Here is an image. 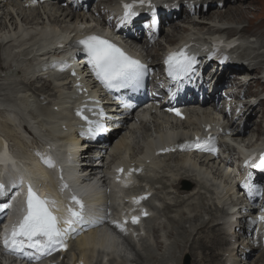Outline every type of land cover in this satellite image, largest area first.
<instances>
[{"label":"bare ground","instance_id":"bare-ground-1","mask_svg":"<svg viewBox=\"0 0 264 264\" xmlns=\"http://www.w3.org/2000/svg\"><path fill=\"white\" fill-rule=\"evenodd\" d=\"M27 1L28 0H22V3L24 4ZM103 1L104 0H97L95 2V6L93 7L92 11L90 12V10H89V12H88V13H90L91 16L94 17V19L92 18L94 21L96 19H98V15H101L105 12L104 7L101 6V4H103ZM31 2H32V0H31ZM215 2H216V0H215ZM14 3H15V0H13V3H12L13 7L12 8H10V6L8 4L4 8L7 12L11 11L13 13L14 18L18 22L19 28L20 27L22 28L20 31V38L18 40L14 39V37L16 35L14 30L13 31L11 29L5 30V31L0 30V41H1L0 42V52H2V53L3 52L13 53V52H17V51L21 52L25 46L30 47V44L26 41V38L29 36L28 31L23 30V25H21V19L27 25H34V24H38L39 20L41 21V20H43L44 17H47L50 19L51 23L62 25L65 33L70 32L72 27H75V25L72 26L69 24L72 22V20L75 19L74 17L71 16L70 13H68V14L64 13L60 19H57L58 14L64 12V10L60 7H56V9L51 11L45 5H43L39 10L36 9V10L31 11L30 13L26 14V13H24V11H20L17 8L20 4L16 5ZM223 5L225 8L224 12L226 13V10L229 7L226 6L227 4H223ZM233 8H237V6H233ZM77 9H79V7H77ZM53 11H54V13H53ZM93 13H95V14H93ZM85 14L86 13L83 14V17H85ZM5 19H7V16L4 17V20ZM10 20L12 21L13 18L11 17ZM175 27L176 26H173L171 29L174 30ZM177 30L182 31V27L178 26ZM210 31H212L211 27L205 30V32H209L208 34L200 35L199 37L205 38V36L210 35ZM185 33L186 32L183 31V34L179 39H181L183 37V35H185ZM192 34H194V33H192ZM176 35H179V33H177ZM4 40H9V43L4 45ZM247 43L248 44L246 45L245 52L247 51V49H250L253 51L252 52L253 56L251 58H250L249 54H245L247 61L248 62H257L260 65H264V44H263V42L262 41H256L253 43H249V42H247ZM154 44H155V46L159 45V43L157 41H154ZM167 45H168V43H167ZM148 56L149 55H147V57ZM18 57L19 56H17L16 58H18ZM16 58L14 59V62L8 64L5 60L3 62V59L0 55V72L7 71L8 75H6V77L10 78V79L7 80L6 86L12 88L13 91H15V90L20 91V93L17 95L16 99L20 100L19 102L25 106V110L23 111L22 114L15 117L14 114L8 113L7 110H2L3 105L6 104L7 100L4 99L0 102V122L4 123V124L0 125V132H2V131L7 132V134L11 135L12 139H13V146H12V148H10V147H7L5 145L6 142L8 143L7 135L1 136V139H0V162L2 161L3 164H5L8 167L9 171L13 175L20 174L24 178H26L30 181H33L34 179L38 178L37 179L38 182H41V178L44 176L46 170L48 169V171L51 172L50 165L45 164V162H44V158H46V156H49L48 151H46L44 148H42V146H40V144L38 142H36L34 144H29L30 139L28 138V134L23 135V137H20L19 134H16V135L12 134L14 129L9 128V124L13 125V126H18L20 128L23 127V129L25 131H26L27 126L33 125V128L39 137L44 138V139H50L51 136L48 133L43 134V131L49 130L51 128H54L55 130L58 129L57 123H58L59 119L60 118H67L66 115L68 114V112L64 113V111H63V103H64V101L71 103L72 100H70L69 96H65L64 100H61L59 102V104H51L49 102L44 104V102L49 100V98L47 97V98H43L41 100L39 98V95L35 96L34 91L32 90V88H30L32 86V82L26 80L27 77H29V79L34 78L30 75V73H28L26 71V69L29 68L30 65H32L33 63H41L42 58L36 59L33 63H27L26 65L23 66L22 70L16 69L17 65H20L19 59H16ZM252 67H254V65H252ZM152 69H153V71H158V67H156L154 64H152ZM84 72H85V79L87 80L88 84H91V83L96 84L97 83L91 69H88V66L86 64H84ZM54 79L56 80L55 77H54ZM211 81H212V79H211ZM35 82L39 83L38 80H36ZM3 86H4V84H0V91L2 90ZM209 88H210V85L207 88V90ZM5 91H6V89L2 90V92H5ZM49 95H54V94L49 93L48 96ZM9 102L14 104L13 100H10ZM54 105L58 107L59 113L50 112V108ZM214 108H217V106L215 105ZM254 114L256 115V113H254ZM27 115L29 118L27 117ZM30 116H32V117H30ZM199 116L200 117L201 116L207 117V116H209V114L208 113L203 114L202 112H200ZM253 117H254V115L250 114L249 120L247 121L245 128L240 132L239 137H246L247 130L251 126V120L253 119ZM252 129H253V127H252ZM255 132L256 131L254 130V133ZM45 133H46V131H45ZM34 135H36V134L34 133ZM139 136H143V134H139ZM132 139L135 140L136 145H138L139 141L136 140V136L133 137ZM245 139H247V138H245ZM249 139L251 140L252 138H249ZM25 140H26V142H25ZM56 145H54V146H56ZM150 145L151 144H149V146ZM120 146H122V144H120L119 147ZM33 149H35V150H33ZM33 151H36V153ZM32 152L36 155V157L41 155V157L39 158V161H41V165L38 162L32 164V157H31ZM130 156H131V154H130ZM197 156L198 155H196L195 158H197ZM200 157L204 160L208 159V156H200ZM178 158L180 159L181 157L178 156ZM104 162H106V160L102 161V163H104ZM184 163H185L184 160H180V163H174L173 167H178L179 165H182ZM26 165H29L30 168H25ZM4 169L5 168L3 167V171H4ZM30 173H32V176L30 175ZM166 173H172L171 176L174 177L175 174H180V169H178V168H176V169H164L162 171L161 176L158 178V182L160 184H162L163 190L171 187L173 184V182L168 177H166V175H165ZM195 177H197V176H195ZM71 179L74 182L77 180L76 178H71ZM48 185H49L48 192H50L53 190V187H54L52 177H50V181H49ZM204 195L205 194H203L201 197L204 198ZM47 197L52 199L53 196H52V194H48ZM175 199L180 200L181 198L178 196H175ZM181 206H182L181 203L176 202L174 207L175 208H181ZM185 209H188V205L185 206ZM166 210H168V208H166ZM190 211H192L195 214V218H194L195 220L194 221L198 222L200 218H197L198 217L197 211L204 212L205 210L200 205V206L192 207L190 209ZM209 213L212 214L211 209H210ZM183 216L184 215L182 213L179 214L180 219H183ZM172 222L173 221H171V224H172ZM190 222H191V220H190ZM202 223H200L199 225H193L196 228V235L195 236L199 237L201 235V233H198L197 231H198V228L202 227ZM212 223H213V221L210 220L208 222V226H213ZM86 231H88L87 235L83 236L80 240H78L79 244L82 246V248H81L82 251L87 249L88 246H90V241L93 240L94 237H97V233H98V231L93 229V228H88V230H86ZM151 236L153 238V235H151ZM105 239H110L113 242V240L109 236L98 237L97 242L103 248H106L104 245ZM193 240H194V238H193ZM35 242L36 241H32L27 246L26 250H28L29 247L32 244H34ZM76 246H77V243H76ZM215 246H217V244H215ZM113 248H114V242H113ZM169 250H167V251H169ZM260 250L261 249L259 248V246L253 247V246L248 245L246 247V253L249 255L247 256V263L246 264H250L249 259L251 257L255 256V253L259 252ZM170 251H172V250H170ZM225 253H229V251H226ZM230 253H231V250H230ZM7 254H8V252L7 253L3 252V255H4L3 257H5V260L8 259V257L6 256ZM15 254H17V253L15 252ZM39 256H40V254L36 258H39ZM11 258H12V256H11ZM11 258H10V260H11ZM149 258H150V256H149ZM5 260H2L1 263L3 264ZM24 263H25V261H22L20 264H24Z\"/></svg>","mask_w":264,"mask_h":264},{"label":"rangeland","instance_id":"rangeland-1","mask_svg":"<svg viewBox=\"0 0 264 264\" xmlns=\"http://www.w3.org/2000/svg\"><path fill=\"white\" fill-rule=\"evenodd\" d=\"M233 10H234V12H236L237 8H233ZM230 11H231V8H228L226 10V13L224 12V17H228L229 14H230ZM254 13L255 14L256 13L259 14V22L258 23L257 22H253V24L250 27L246 28L248 30V32H249V35L247 36L248 39H249L248 42H253L261 34H264V1L256 6V8L254 10ZM254 13L253 12H248L247 15H251V14H254ZM238 16H237L236 20L243 18L244 17V13H240ZM262 39L264 40V37ZM51 92H52V88H49V89L45 90V93H51ZM38 95H39V93H38ZM260 113L264 114L263 111H261ZM257 121H260V122L263 121V117L261 119H259V116H258L254 120V123H256ZM7 139H8V142H9L10 146H13V139H11L10 137L7 138ZM33 150H35V149H33ZM33 152L36 153V151H33ZM33 152L31 153L32 164L38 162L41 165V161H37L36 160V155ZM25 168H30V166L26 165ZM194 220L195 219H191V224L195 225V223L197 221H194ZM188 221H190V220H188ZM172 224L176 225L177 223L176 222H172ZM186 227H187V225H186ZM174 235L176 237L177 233L174 232ZM187 235H188V240L191 242L192 241V240H190L191 236L189 234H187V232H185V237ZM195 237H198V236H195ZM181 241H184V236L183 235H181L180 239H176L175 242L173 243V245L169 248L172 251L167 249L169 251L166 250L163 253H159L158 255L154 256V259L152 261H150L149 259L145 260V264H167V263H172V262H175V261H176V263L183 262L185 264L186 263V257H188V256H189V258L193 257V250L189 249V244L190 243L181 242ZM183 247H184V249L182 250ZM186 249L188 250L187 252H185ZM180 255H181V257H180Z\"/></svg>","mask_w":264,"mask_h":264}]
</instances>
